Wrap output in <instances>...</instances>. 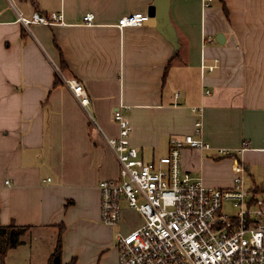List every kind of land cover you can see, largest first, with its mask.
Wrapping results in <instances>:
<instances>
[{
	"label": "crops",
	"instance_id": "0c3cea01",
	"mask_svg": "<svg viewBox=\"0 0 264 264\" xmlns=\"http://www.w3.org/2000/svg\"><path fill=\"white\" fill-rule=\"evenodd\" d=\"M154 1L0 0V225L31 227L7 264H47L62 224L63 264H118L119 238L142 221L125 202L118 223L101 218L99 183L120 178L104 136L118 138L114 112L122 107L145 161L169 155L172 138L195 135L210 147L184 148L181 165L204 185L232 186L239 163L246 188L264 185V0H213L206 8L170 0L175 59L156 27L118 26ZM35 14L52 23L19 21ZM57 68L83 85L90 114ZM132 215L138 221L126 229Z\"/></svg>",
	"mask_w": 264,
	"mask_h": 264
},
{
	"label": "built area",
	"instance_id": "2783aa9c",
	"mask_svg": "<svg viewBox=\"0 0 264 264\" xmlns=\"http://www.w3.org/2000/svg\"><path fill=\"white\" fill-rule=\"evenodd\" d=\"M202 1L205 8L213 2ZM52 17L61 20L56 14ZM18 18L25 25L52 23L38 14L31 21L21 15ZM148 18L146 13H133L122 17L118 26H140ZM83 20L90 23L93 15L88 14ZM206 68L214 70V66L202 65V69ZM57 70L88 113L90 98L83 85L65 79ZM179 96L177 93L176 97ZM127 109L122 107L114 112L120 128L118 138L103 135L117 155L120 178L99 183L101 218L105 224L119 222L123 202L142 218L139 227L119 238L118 264H264V191L255 193V188L245 187L244 166L237 164L230 187L204 185L181 165L184 148L210 147L195 135L172 138L169 155L145 161L139 148L131 144L133 128L125 113ZM91 121L99 129L92 116ZM201 128L202 121L197 120L196 134L201 133ZM218 154L234 153L219 148Z\"/></svg>",
	"mask_w": 264,
	"mask_h": 264
},
{
	"label": "trees",
	"instance_id": "16d2710c",
	"mask_svg": "<svg viewBox=\"0 0 264 264\" xmlns=\"http://www.w3.org/2000/svg\"><path fill=\"white\" fill-rule=\"evenodd\" d=\"M180 55L179 49L176 51L174 59ZM171 62L169 63V66ZM60 68L66 70V63L63 61ZM61 80L57 76L55 85L60 84ZM264 191V185L255 187V193ZM30 226H21L11 223L10 225H0V264H6V258L10 250L17 248L24 242V237L29 233ZM65 225H60L59 237L53 253L51 254L47 264H63L62 262V233L64 232ZM69 264H74L70 262Z\"/></svg>",
	"mask_w": 264,
	"mask_h": 264
},
{
	"label": "water",
	"instance_id": "95a60500",
	"mask_svg": "<svg viewBox=\"0 0 264 264\" xmlns=\"http://www.w3.org/2000/svg\"><path fill=\"white\" fill-rule=\"evenodd\" d=\"M169 8L170 0H155L148 7L147 15L149 18L145 23L156 27L157 30L174 45L175 49L178 50V34L171 22ZM222 37V34H218L217 40L219 41Z\"/></svg>",
	"mask_w": 264,
	"mask_h": 264
},
{
	"label": "rangeland",
	"instance_id": "374dc122",
	"mask_svg": "<svg viewBox=\"0 0 264 264\" xmlns=\"http://www.w3.org/2000/svg\"><path fill=\"white\" fill-rule=\"evenodd\" d=\"M20 1V0H19ZM32 4V3H31ZM33 5V4H32ZM114 119H115V116H114ZM116 121V120H115ZM117 122V121H116ZM118 123V122H117ZM247 186V185H246ZM219 187H221V186H219ZM222 187H226V186H222ZM137 217L135 216V215H132V216H130V217H128V219H126V220H124V225H125V228L126 229H131L132 227H133V225L138 221V219H136ZM141 223H142V221H141ZM140 223V224H141ZM139 226V225H138ZM137 226V227H138ZM26 237V236H25ZM24 237V238H25ZM23 244V243H22ZM6 264H7V258H6Z\"/></svg>",
	"mask_w": 264,
	"mask_h": 264
}]
</instances>
